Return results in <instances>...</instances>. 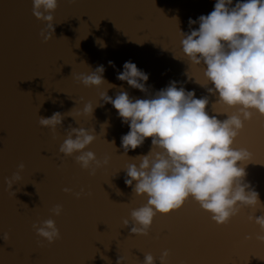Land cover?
<instances>
[{
    "label": "water",
    "instance_id": "obj_1",
    "mask_svg": "<svg viewBox=\"0 0 264 264\" xmlns=\"http://www.w3.org/2000/svg\"><path fill=\"white\" fill-rule=\"evenodd\" d=\"M215 2L58 0L52 13L55 36L44 43L39 34L45 24L33 16L32 0H0V236L10 237L7 242L0 238V264H117L119 255L124 264H143L148 253L160 264L165 250L167 264H264V243L256 239L262 233L248 219L264 214L261 205L242 207L226 225H218L189 198L170 214L158 213L147 236L131 234L122 223L126 218L131 223V211L147 203L146 196L135 195L125 184L124 169L138 165L139 160L129 157L147 154L152 144L147 138L124 155L121 137L129 126L111 103L100 99L101 94L107 91L114 99L122 88L130 98H146L117 79L124 63L131 61L148 74L146 87L151 94L176 81L178 87L195 91L196 98L209 96V115L235 112L213 104L217 97L206 90L212 85L203 75V66L191 65L182 51L181 31H190L189 19L198 21L208 15ZM237 2L233 0L232 6ZM191 27L198 29L199 23ZM97 38L106 47H100ZM98 66H104V78L115 88L108 89L107 83L89 88L78 81ZM89 102L94 108L102 106L95 108L93 116H77ZM39 106L42 117L65 113L63 127L55 133L42 128ZM217 118L222 121L227 116ZM69 125L95 128L97 138L86 150L101 161L108 158L109 163L94 176L76 163L75 156L59 153ZM233 147L253 154L245 182L264 204V116L254 112ZM20 163L25 170L22 180L13 185V197L5 179ZM65 188L72 191L66 193ZM81 189L85 194L77 199L74 193ZM57 204L63 206L60 216L50 211ZM49 218L61 233L53 244L42 241L32 227Z\"/></svg>",
    "mask_w": 264,
    "mask_h": 264
},
{
    "label": "clouds",
    "instance_id": "obj_2",
    "mask_svg": "<svg viewBox=\"0 0 264 264\" xmlns=\"http://www.w3.org/2000/svg\"><path fill=\"white\" fill-rule=\"evenodd\" d=\"M32 5L33 16L45 24L39 35L44 43H48L55 36L52 13L58 7V0H32ZM232 5L233 0H216L214 10L208 15H201L198 21L189 19L190 31H181V45L191 65L203 66V75L212 85L206 90L217 97L213 104L235 108V112L209 115L206 110L209 96L196 98L195 91L178 87L176 81L151 94L146 87L148 74L131 61L124 63L117 79L145 93L146 98H130L122 88L114 99L107 91L101 94L100 99L111 103L122 123L129 126V132L121 137L124 155L151 138L152 147L147 154L129 157L139 160V164H129L124 169L125 184L135 195L147 197L146 204L131 211V223L127 218L122 221L123 227H130L133 235H149L158 213L170 214L189 198L208 212L218 225H226L242 207L264 206L259 193L245 182L246 166L252 161L253 154L247 148L233 147L245 121H250L254 112L264 116V0H238ZM196 23H199L198 29H192ZM96 42L100 47H106L101 39L97 38ZM109 64L114 67L113 62ZM104 72V66H98L77 79L89 88H99L105 83L110 86L108 89L115 88L116 85L104 78ZM185 75L192 80L187 72ZM95 108L91 102L86 103L76 115L93 116ZM218 115L227 118L221 121ZM38 117L42 128L55 133L57 128L63 127L66 116L57 111L50 117ZM65 131L66 138L59 146V153L75 156L76 163L93 176L97 169L109 163L108 158L101 161L94 152L86 150L97 138L95 128L69 125ZM111 144L115 145V142ZM24 170L25 164L20 163L12 176L5 179L6 190L13 197L16 196L13 185L22 180ZM64 191L70 193L72 190L65 188ZM84 194L83 189L74 193L77 199ZM50 211L52 215L60 216L63 206L57 204ZM248 219L259 226L262 234L256 239L264 243V214ZM32 227L48 244L61 239L60 230L51 218L34 223ZM0 238L5 242L10 239L8 233ZM168 256L169 252L165 250L159 258L160 264H167ZM124 259L119 255L117 264H124ZM143 264H156V258L150 253L144 254Z\"/></svg>",
    "mask_w": 264,
    "mask_h": 264
}]
</instances>
